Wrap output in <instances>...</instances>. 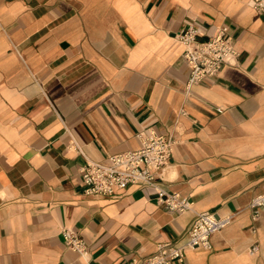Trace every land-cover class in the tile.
I'll use <instances>...</instances> for the list:
<instances>
[{"label":"crops","instance_id":"0c3cea01","mask_svg":"<svg viewBox=\"0 0 264 264\" xmlns=\"http://www.w3.org/2000/svg\"><path fill=\"white\" fill-rule=\"evenodd\" d=\"M189 24L201 39L227 28L238 65L189 85L176 38ZM150 130L176 139L160 185L190 210L141 184L84 193V163ZM263 192L264 11L252 0H0V264H125L184 242L204 210L231 222L171 264H264V206L257 219L251 206Z\"/></svg>","mask_w":264,"mask_h":264},{"label":"built area","instance_id":"2783aa9c","mask_svg":"<svg viewBox=\"0 0 264 264\" xmlns=\"http://www.w3.org/2000/svg\"><path fill=\"white\" fill-rule=\"evenodd\" d=\"M257 9L264 11V0H252ZM177 40L184 44V57L190 73L188 84L200 82L216 76L225 66H237L240 50L236 47L233 34L222 28L206 39L200 38L195 24H189L176 34ZM138 148L108 154L101 160H88L80 170L83 191L87 195H114L134 184L155 189V199L170 210L186 211L192 208V201L178 192H169L160 184L163 172L170 163L176 139L172 134L154 130L140 134ZM74 145L80 150L79 146ZM253 217L260 215L264 206V192L255 196L251 202ZM232 215L223 216L216 211L204 210L195 213L184 242L163 240L157 243L156 250L143 258L131 257L125 264H171L182 261L187 248L204 247L210 249L211 236L227 226ZM62 235L67 246L81 251L85 243L79 233L72 228H64ZM257 245L252 250H257Z\"/></svg>","mask_w":264,"mask_h":264}]
</instances>
